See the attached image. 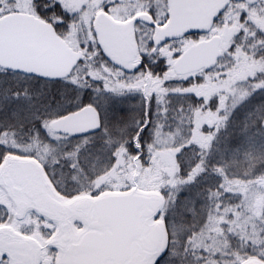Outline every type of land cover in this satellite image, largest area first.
Instances as JSON below:
<instances>
[{
	"label": "snow or ice",
	"instance_id": "1",
	"mask_svg": "<svg viewBox=\"0 0 264 264\" xmlns=\"http://www.w3.org/2000/svg\"><path fill=\"white\" fill-rule=\"evenodd\" d=\"M179 6L0 0V264L20 237L39 245L21 264H264V0L157 38ZM222 34L209 63L179 70ZM149 201L142 259L92 255L114 232L94 213Z\"/></svg>",
	"mask_w": 264,
	"mask_h": 264
},
{
	"label": "water",
	"instance_id": "2",
	"mask_svg": "<svg viewBox=\"0 0 264 264\" xmlns=\"http://www.w3.org/2000/svg\"><path fill=\"white\" fill-rule=\"evenodd\" d=\"M174 5H180L174 8L173 17L176 20L174 25L166 26L158 30L157 38L161 34L179 33L185 27L195 26L206 27L210 23L211 15L220 6L223 0H170ZM220 38H216V42L211 46L196 45L190 50L185 51V60L183 57L177 61V66L181 72L199 70L201 66L209 63V56L219 49ZM124 51L127 58L131 59V54L135 51V45L131 42V36L126 38ZM27 180V177H25ZM36 199V197H32ZM86 199V198H85ZM149 202H145L143 206L136 204L119 205L110 203L104 210L94 213L99 218L104 219L113 226L114 232L111 238L104 242H92L90 248L93 250V256H112L126 257L130 260L142 259L146 255V248L138 244L133 237L140 230L142 224L143 213L147 209ZM40 210L44 211L49 207L48 201L40 200ZM77 207H84L85 200H77L74 202ZM124 208V211H114L117 208ZM58 217L64 215V209L58 208L55 212ZM71 237V234L64 232L60 239L66 240ZM153 239L151 235H146V242ZM29 240H13L8 244V249L12 250L13 260L16 264H21L23 261L32 260L34 256L33 245ZM132 245V247H131ZM73 259H87L90 256H82L74 254Z\"/></svg>",
	"mask_w": 264,
	"mask_h": 264
},
{
	"label": "flooded vegetation",
	"instance_id": "3",
	"mask_svg": "<svg viewBox=\"0 0 264 264\" xmlns=\"http://www.w3.org/2000/svg\"><path fill=\"white\" fill-rule=\"evenodd\" d=\"M24 203H27V201H24ZM18 240H29V241H31V243L33 245V249H34V256H33V259H34L35 258V249L38 247V245H36V243H34V241H32V238H30V237H20ZM12 241L13 240H4L3 241V247L8 249V244ZM131 247H132V245H131Z\"/></svg>",
	"mask_w": 264,
	"mask_h": 264
},
{
	"label": "rangeland",
	"instance_id": "4",
	"mask_svg": "<svg viewBox=\"0 0 264 264\" xmlns=\"http://www.w3.org/2000/svg\"><path fill=\"white\" fill-rule=\"evenodd\" d=\"M220 37V46L219 47H221L225 42H226V34H222L221 36H219ZM192 47H190V48H186L185 49V51H188V50H190ZM75 201H73V203H74ZM31 238V237H30ZM34 243H36L35 241H34ZM36 245H38L37 243H36ZM38 247H39V245H38Z\"/></svg>",
	"mask_w": 264,
	"mask_h": 264
}]
</instances>
